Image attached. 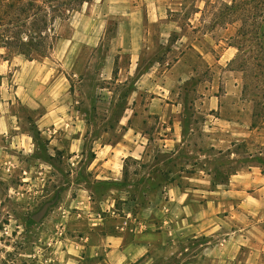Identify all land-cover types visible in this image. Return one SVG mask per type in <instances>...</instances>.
Returning a JSON list of instances; mask_svg holds the SVG:
<instances>
[{
    "label": "rangeland",
    "instance_id": "rangeland-1",
    "mask_svg": "<svg viewBox=\"0 0 264 264\" xmlns=\"http://www.w3.org/2000/svg\"><path fill=\"white\" fill-rule=\"evenodd\" d=\"M263 2H161L168 9L165 13L162 8L163 18L149 25L155 50L141 67L168 54L170 63L183 56L184 82L176 85L191 104L185 113L187 145L176 158H169L170 152L158 141L168 132L156 131L158 118L147 119L144 98L137 124L152 142L141 166L127 164L126 180L135 185L127 192L97 182L99 175L107 176L106 168L94 175L91 164L103 142L119 140L117 124L132 88L130 81L97 77L109 53L105 46L114 35V24L93 52L69 44L61 47L60 41L72 34L66 19L56 29L61 39L47 58L29 63L7 55L2 46L15 29H0V264H110L106 251L112 248L106 238L123 237L129 243L149 231L157 234V249L127 264H199L205 248L214 255L215 238L165 242L162 233L172 225L161 224L166 220L162 204L148 214L147 198L152 195L144 190L166 182L171 177L167 172L177 175V162L187 163L189 172L199 165L214 181L253 165L264 170ZM164 40L176 49L159 45ZM229 47L234 49L232 60L231 52L226 54ZM73 59L86 64L82 76L70 78ZM120 61L126 66L127 56ZM45 205V214L35 220ZM146 224L156 228L141 230ZM246 260L243 252L236 264Z\"/></svg>",
    "mask_w": 264,
    "mask_h": 264
},
{
    "label": "crops",
    "instance_id": "crops-1",
    "mask_svg": "<svg viewBox=\"0 0 264 264\" xmlns=\"http://www.w3.org/2000/svg\"><path fill=\"white\" fill-rule=\"evenodd\" d=\"M163 1L88 0L69 15L67 22L72 28V34L69 39L60 41L62 48L70 45L94 52L102 45L107 33H110V25L114 24V35L110 38V44L105 46L109 53L101 60L97 77L103 81L112 78L116 82L130 81L132 88L118 120L119 140L114 143L103 142L91 164L94 175L101 168H106L104 172L107 176L99 175L101 180L97 182L111 188L124 187L122 189H126V192L128 188L135 187L133 181L130 183V180H126L127 164L141 166L146 160L145 150L152 142L137 124L140 114L138 109L144 98L146 104L143 111L148 114L147 119L158 118L156 131L168 132L162 133L158 141L170 152L169 158H176L179 150L187 145L184 137L185 113L191 104L186 103L183 91L176 85L184 82L180 80L183 56L175 57L170 63L168 54L161 60L151 59L145 68L141 67L143 59L153 55L155 50L149 25L163 18L162 8L166 13L168 7L166 3L161 4ZM161 37L165 38L163 33ZM159 45L167 46L170 50L176 49V44L171 45L166 40L160 41ZM111 50H114L113 54ZM233 50L229 47L226 51V54L231 52L229 60L233 59ZM123 54L127 56L124 67L120 63ZM71 67L70 78L82 76L86 71L82 59H73ZM145 82L150 85L142 87ZM214 99L217 104V98ZM201 105L197 102L199 108H203ZM199 125L197 123V129ZM156 134L160 135V132ZM219 142L225 141L220 139ZM188 167L187 163L177 162L174 167L178 171L175 177L167 172L171 177L166 182L155 186L150 184V189L144 190L152 195L147 198L148 214H153L162 204L161 214L172 225V228H168L171 230L165 232L167 236L162 233L163 240L173 245L178 239L215 238L214 255H208L205 248L199 264H236L243 252L246 264H264V170L253 165L246 170L225 174L220 181H214L213 175L199 165L194 166L190 172ZM132 176L137 177V174ZM132 176L129 175V178ZM156 235L151 231L139 233L129 243L123 237L106 238L108 247L112 248L106 251L110 264L136 262L148 252L150 254L158 247ZM210 243L208 241L204 246Z\"/></svg>",
    "mask_w": 264,
    "mask_h": 264
},
{
    "label": "trees",
    "instance_id": "trees-1",
    "mask_svg": "<svg viewBox=\"0 0 264 264\" xmlns=\"http://www.w3.org/2000/svg\"><path fill=\"white\" fill-rule=\"evenodd\" d=\"M88 0H0V29H15L2 46L9 56L27 61L47 58L54 43L61 39L56 29L77 7ZM264 5V2H263ZM67 13V14H66ZM21 34L25 39H21Z\"/></svg>",
    "mask_w": 264,
    "mask_h": 264
},
{
    "label": "built area",
    "instance_id": "built-area-1",
    "mask_svg": "<svg viewBox=\"0 0 264 264\" xmlns=\"http://www.w3.org/2000/svg\"><path fill=\"white\" fill-rule=\"evenodd\" d=\"M165 225H167L166 220H164V221L162 222V226H165ZM146 228H147V229H148V228H149V229H150V228H156V225H155V224H153V225H147V224H146V225H141V226H140V229H141V230L146 229Z\"/></svg>",
    "mask_w": 264,
    "mask_h": 264
},
{
    "label": "water",
    "instance_id": "water-1",
    "mask_svg": "<svg viewBox=\"0 0 264 264\" xmlns=\"http://www.w3.org/2000/svg\"><path fill=\"white\" fill-rule=\"evenodd\" d=\"M48 205H45L43 208H42V210L40 211V213L36 216V217H34V219L35 220H37V219H39L40 217H42L44 214H45V212H46V210L48 209Z\"/></svg>",
    "mask_w": 264,
    "mask_h": 264
}]
</instances>
